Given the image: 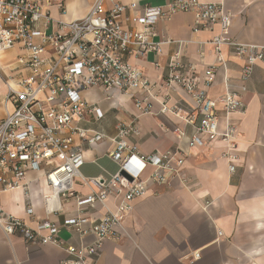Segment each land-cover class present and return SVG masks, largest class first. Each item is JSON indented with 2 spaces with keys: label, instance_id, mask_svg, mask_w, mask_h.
I'll return each instance as SVG.
<instances>
[{
  "label": "built area",
  "instance_id": "obj_1",
  "mask_svg": "<svg viewBox=\"0 0 264 264\" xmlns=\"http://www.w3.org/2000/svg\"><path fill=\"white\" fill-rule=\"evenodd\" d=\"M41 2L0 0V56L17 47L23 50L16 63V69L22 74L18 78L6 76L4 83L8 92L0 102L4 110V117H0V196L24 189L29 173H41L51 189V195L44 197L47 215L62 210L60 200L74 199L77 212L66 216L63 226L71 234V241L76 238L83 241L90 235L95 239L88 245L72 244L61 237L57 223L42 220L36 228H31L5 212L1 205L0 229L8 238L20 235L29 246L50 245L65 250L67 257L59 264H95L103 244L118 236L116 228L122 227L124 217L139 198L153 186L186 183V154L176 148L144 155L134 142L141 133L137 119L130 124L120 123L109 155L118 172L110 179H81L92 189L87 197L78 195L75 180L81 176L86 162L78 141L94 147L105 140L104 135L78 125L88 114L97 121L104 117L99 106L90 105L84 99V93L102 90L112 99L117 92L128 96L144 92L149 98L160 87L131 60L142 59L148 53L159 58L164 44L191 43L157 41L159 22L179 13H190L194 16V33L211 32L219 27V34L209 43L214 46L216 60L204 67V72L198 70L203 62L184 64L179 52L169 62L165 86L169 92L182 90L191 102L192 111L182 103L170 105L168 101L162 112L193 126L191 144L196 148H204L214 141L224 142L227 149L223 157L231 164L229 171L233 173L237 168L238 128L231 117L246 111L240 93L245 92L255 66L264 65V46L242 44L231 37L233 15L218 3L168 0L162 7L147 6L140 15H134L131 13L140 10L136 2L125 5L119 0H95L82 20L64 22L44 10L53 0ZM58 8L62 14L67 13L64 4L59 3ZM224 49H230L244 62L240 86L229 80ZM219 79L225 93L211 99L209 91ZM176 134L179 138L185 135L180 130ZM122 171L133 181L122 176ZM108 198L115 200V211L107 207ZM99 208L106 210L105 217L93 220L90 211ZM26 212L34 216L35 209L30 206ZM200 259L201 252H194L192 261Z\"/></svg>",
  "mask_w": 264,
  "mask_h": 264
},
{
  "label": "crops",
  "instance_id": "obj_2",
  "mask_svg": "<svg viewBox=\"0 0 264 264\" xmlns=\"http://www.w3.org/2000/svg\"><path fill=\"white\" fill-rule=\"evenodd\" d=\"M40 1L41 0H33ZM129 5L136 2L140 10L131 14L140 15L144 7H162L168 0H119ZM218 3L233 15L230 36L240 43L264 46V0H201ZM95 0H53L50 7H44L54 18L64 21L82 20L90 11ZM67 10L62 14L58 4ZM130 14V15H131ZM194 16L179 13L159 22L157 41L169 39L174 42L188 41L189 45L164 44L161 57L148 53L142 59H132L131 63L143 71L144 75L160 87L155 94L147 97L143 92L124 95L117 92L108 99L101 90H89L83 97L90 105L99 106L104 117L97 121L88 114L79 127L105 136V140L94 146L82 145L86 162L81 176L75 180L78 195L87 197L92 187L81 179L105 177L109 170L100 162L118 167L110 159L114 147L117 127L120 123L130 124L137 119L141 129L134 142L144 155L167 152L178 148L186 154L185 181L171 186H153L142 198L134 203L133 210L124 217L122 227L116 228L118 236L103 244V250L95 264H264V65L255 66L252 78L246 83L245 92L240 96L246 103L244 114H233L231 121L237 125V168L230 173L231 164L223 157L226 145L214 141L204 148L191 144L193 126L183 119L164 114L165 102L170 105L182 103L192 111L189 98L181 90L169 92L165 86L169 76V62L176 53L181 54L184 64H199L200 73L204 67L216 60L211 43L219 34V27L211 32H193ZM141 28V27H138ZM49 31V33H51ZM205 43L206 45H200ZM22 48L17 47L0 56L2 75L20 77L22 71L16 69ZM227 60L229 80L235 86L241 85L240 74L244 62L223 50ZM156 62L158 64H156ZM7 87L0 76V102L7 94ZM225 93L222 80L209 91L211 99ZM151 106V108H150ZM150 108V110H149ZM149 111H148V110ZM221 114V106L219 107ZM148 111V112H147ZM0 117L4 110L0 107ZM201 117L198 118V121ZM184 132L179 138L176 131ZM98 168L100 170H98ZM104 171V173H103ZM116 172V173H117ZM25 188L0 196V205L9 215L20 219L31 228H36L42 220H51L59 225L61 237L71 241V234L63 226L68 215L77 212V201H61L62 210L55 215H47L44 197L51 195L43 175L29 173ZM107 207L115 211L116 202L107 199ZM210 203L207 206V203ZM33 206L34 216H29L27 208ZM106 210L90 211L93 220L105 217ZM90 235L83 241L74 239L72 244L94 242ZM201 252V259L193 262L194 252ZM65 250L50 245L29 246L20 235L8 238L0 229V264H59L65 259Z\"/></svg>",
  "mask_w": 264,
  "mask_h": 264
},
{
  "label": "rangeland",
  "instance_id": "obj_3",
  "mask_svg": "<svg viewBox=\"0 0 264 264\" xmlns=\"http://www.w3.org/2000/svg\"><path fill=\"white\" fill-rule=\"evenodd\" d=\"M0 76H1V78H2V80L5 82L6 81V77L4 76V75H2V71L0 72ZM99 167H103V168H106V169H108L109 170V172L108 173H104V171H103V173L105 174V178L106 179H110L111 178V176L112 175H114V174H116V172L111 168V165H109V164H107V163H105V162H100V166ZM98 170H100L99 168H98ZM83 171H85L84 169H83V167L81 168V173L83 172ZM100 171H102V170H100ZM83 174V173H82Z\"/></svg>",
  "mask_w": 264,
  "mask_h": 264
},
{
  "label": "water",
  "instance_id": "obj_4",
  "mask_svg": "<svg viewBox=\"0 0 264 264\" xmlns=\"http://www.w3.org/2000/svg\"><path fill=\"white\" fill-rule=\"evenodd\" d=\"M121 175L124 176L125 178H127L129 181H133V179L128 175V173L126 171H122Z\"/></svg>",
  "mask_w": 264,
  "mask_h": 264
}]
</instances>
